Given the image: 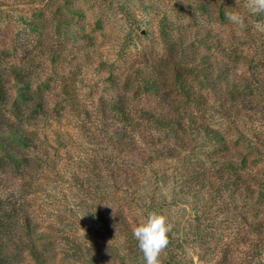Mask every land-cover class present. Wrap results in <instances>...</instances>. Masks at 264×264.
<instances>
[{"label": "trees", "instance_id": "1", "mask_svg": "<svg viewBox=\"0 0 264 264\" xmlns=\"http://www.w3.org/2000/svg\"><path fill=\"white\" fill-rule=\"evenodd\" d=\"M38 1L30 18L10 17L6 27L2 26L6 14L0 10V264H25V254L15 251L20 245L34 264H52L55 251L50 245L60 234L48 235L49 241L38 247V241L46 235L43 223L55 226L65 221L72 227L79 222L76 211L83 203L93 212L97 210L101 222H111L113 232L119 229L122 233L127 209L129 213L132 208H141L147 216L160 213L172 202L182 204L178 198L182 181L206 187L205 193L211 188L208 184L229 188L239 202L255 204L253 208H236L235 214L242 218L237 227L247 222L255 225L256 220L249 222L248 218L264 212L260 207L264 169H248L250 177L242 170L247 167L246 161L240 165L224 157L230 133L237 138H264V62L241 59L250 36H243L224 12L214 16L206 3L217 0L151 2L159 8V28L153 26L151 33L167 45L158 63H150L146 57L142 62L131 59L134 29L142 21L134 20L128 0H107L111 7L114 2L122 7L118 17L128 21V26L114 37L104 60L97 47L86 41L89 33L84 32L85 23L79 26L81 39H73L72 22L49 21L51 1ZM227 1L235 4V0ZM170 5L176 6L175 12L164 10ZM220 18L224 25L216 23ZM153 47L149 52L158 55V46ZM67 52L74 56L63 58L61 64L73 63V68L60 93L52 85L48 67L60 65L57 53L68 56ZM46 54L52 55L53 67L39 59ZM90 60L97 64L95 70L104 71L108 84V90L102 96L98 94L96 102L94 95L86 94L88 101L83 100L77 86L86 77ZM241 62L244 72L236 74ZM54 96L63 101L62 110L57 106L51 109ZM63 110L75 118L73 126L81 132L72 136L88 142V149L94 144L103 151L95 155L89 152L84 173L78 172L79 162L73 163L74 156L68 165L61 164L59 148L69 147L65 138H72L71 134L58 132L60 138H56L53 131L52 136L46 134L44 140H37L35 130L29 129H41L51 115L59 121ZM219 152L226 154L219 156ZM165 158L166 166L161 161ZM262 158L264 161V155ZM259 161L257 158L255 163ZM212 166L216 179H207L206 172ZM66 169H73L70 181L60 178V172ZM244 175L255 181V188L245 182ZM168 178L172 181L168 191L171 200L164 198L159 204L157 199L163 195L157 189L165 192L162 186ZM60 180L67 183L64 191L57 188ZM119 180L126 185L123 193L117 185ZM146 181L150 192L145 195L141 188ZM96 204H104L108 210L96 208ZM195 213L194 228L203 223L202 212ZM68 230L77 259L83 248L82 235L76 228ZM130 238L136 242L133 235Z\"/></svg>", "mask_w": 264, "mask_h": 264}, {"label": "rangeland", "instance_id": "2", "mask_svg": "<svg viewBox=\"0 0 264 264\" xmlns=\"http://www.w3.org/2000/svg\"><path fill=\"white\" fill-rule=\"evenodd\" d=\"M49 1L52 3L51 13H49L52 18H49V21H54L55 19L57 21L70 20L73 25L71 29L74 32L71 36L73 39L82 36L83 32L79 26L85 23L84 32L86 31L89 33L86 41L89 44L93 43L97 47L99 52L103 54V60L107 55V51L111 52V43L114 37L116 38V35L119 33L123 34L128 26V21L125 23L118 17L122 7H118L116 2H114L111 7V3L107 0ZM152 1L156 2V0L127 1L134 20L140 19L142 21V23H139L136 29H134L133 41L130 46L132 61L137 59L142 62V59L146 57L150 63H158L161 55L164 54V48L167 47L166 43H164V39H161L157 34L151 33V28H153V26L159 28V18H157L156 11L159 10V8L157 4L158 2L163 3L164 0H159L156 2L157 4H151ZM169 1L171 4L173 1L175 2V0ZM38 2V0H0V10H3L6 14L5 18L3 17L4 21L2 26L6 27V23H8L6 20L10 17L13 19H22L23 17L30 18ZM206 4L207 6L210 5L214 10V16L219 17L221 12L226 14V12L231 11V9L239 11L244 15L245 24L243 27H240V30L243 36H250V39L248 38L249 40L246 41L243 46L241 59L244 61L254 59L257 62H264V13L250 12L247 7H245L246 0H235V4L227 0L208 1ZM164 10L168 13H172L173 11L175 12L176 6L175 8L173 5L169 7L166 6ZM222 22L221 18L216 21L218 25H224ZM51 24L54 25V22ZM227 26L228 25L224 27L227 28ZM224 27L222 26V28ZM76 43L77 42H74L73 44ZM153 46H158V55L157 52H155L152 56L149 52L155 48ZM60 47L61 45L59 44L57 49ZM136 52L140 53V55L135 56ZM147 52L148 54H146ZM67 53L68 56L66 53H57L60 65L56 64V68L54 69L48 67V74L52 85H55L57 92L60 93L63 91L61 84L63 86V81L66 80L70 69L73 68V63L61 64L63 58L72 59L70 57L74 56L70 52ZM50 56L52 55L46 54V56L43 55L39 57V59L45 60L53 67L49 58ZM87 66L88 71L86 77L78 82V92H80V97L87 101L88 98L86 94L91 96L94 95L96 102V97L102 96L103 92L108 90V84L105 81L106 77L104 71L95 70L97 64L93 60H90ZM108 67L111 71V64ZM261 71L264 74V68H262ZM94 72L95 74H93ZM243 72V62H241L236 69V74H242ZM62 104L63 101L54 96V103L51 105V109L57 106L56 109L62 110ZM84 104L87 105V103ZM69 114V111L65 112V110H63L61 111L59 121L56 122L54 120L56 115H51L49 123L43 125L41 129H38L37 126L28 128L30 130H35L34 136L37 140H44L46 134L52 136L53 131L56 132V135H54L56 138H60L57 136L58 132L61 135L69 133L71 136H77L81 132H76L77 128L73 126L75 124V118ZM246 130L249 131L247 127ZM75 136H72V138H65V140L69 141V147L67 149L64 147L59 148L62 158L61 164L66 163V165H68V162L72 160L69 161V159L74 156V158L72 157L73 163L77 164L79 162L78 172L84 173L86 170L84 164L89 152L95 155L96 152L98 154L99 152L103 154V151L94 144H91L88 149V142L83 141V138H80L81 141H78V138H75ZM228 138V152L227 154L226 152H219V156L226 154L224 157L226 160H233L235 164L238 163L240 165H242L243 161H246L247 167L242 168L246 173H249L248 169H252L253 172L264 169V161L262 158L264 155V145L260 144L264 141V138H248V136L247 138L243 136L237 138L236 135L232 133H230ZM253 146L257 148V152L253 150ZM50 150L54 151L55 149L51 148ZM199 158L203 159L204 157L199 155ZM257 158H259L260 161L255 163ZM161 161L166 166V158ZM170 166L172 165H168V167ZM72 170L73 169H66L60 172L61 180L70 181ZM214 170L215 167L212 166L211 170L206 172L208 174L207 179L209 176L210 178H215V174L213 176ZM168 173H171V170H169ZM249 175L252 177L251 173H249ZM148 178L149 177H147V180ZM61 180L58 182L57 188L64 191L63 188L67 186V183ZM168 180L169 181L162 186L165 192L157 189L158 192L163 195L157 199L159 204L163 202L164 198L166 201L171 200L168 198V191L172 181L170 178H168ZM244 180L255 188L254 180H251L245 175ZM190 181H182V186L178 184V187H181V195L178 198L179 202L182 204L175 205V203L172 202L160 211V213L165 214L174 225L172 232L169 234L170 243L161 255L162 264H264V212L261 211L260 215L256 218L251 214L249 215L248 221L252 222L256 220L254 221L256 222L255 225L247 222L243 224V227L239 226V228L237 225L239 223L241 224L240 221L242 218L237 216V213L235 214L236 208H253L255 204L244 205L241 201L239 202V197L229 191V188H225L222 185H217L213 188L214 185L208 184L207 186H211V188L208 193H205L207 190L206 187H203V189L200 186L197 187L195 182L191 185ZM123 182L119 180V183H117L122 193L126 187ZM256 183L258 184V182ZM146 184L147 181L142 184L141 188V192L145 195L150 192L149 186H145ZM190 187L193 188L192 191H185L189 190ZM260 203V207L264 210V195ZM112 205L116 207L115 203ZM205 205H208V207H204ZM96 208L108 210V206L105 207L104 204H96ZM197 210L198 212H202L201 222L203 223L201 226L198 225V227L196 226L194 228L192 226L195 225L194 217L196 216L195 212ZM76 213L79 222L72 227L66 225L65 221H63L62 225H58L57 223L55 226L48 221L43 223L47 226L45 229L46 235L42 237L41 241H38V247L41 243H47L49 241L50 236L48 235L60 234L56 241L52 242L50 245V248L55 251L52 264H145L143 255L138 248V241L136 240V242H133L130 238L132 235V225L140 223L146 217L141 208L136 207L135 210L132 208V211L129 213L128 209L124 211L126 226L125 231L122 233H120V231L123 230L119 229L113 232V230H111V222L107 220L101 222L97 210L93 212L89 204L83 203ZM47 217H56V215L54 214L51 216L48 214ZM70 228H76L77 232H80L82 235L83 248L77 259H75L74 255L76 250L73 248L72 244L70 245L71 234H69L68 230ZM199 228L203 231L200 232ZM109 235L111 240L110 237H108ZM26 240L30 241L31 239L26 238ZM79 241H81L80 238ZM79 241L77 240L80 244ZM19 247H22V245L16 247L15 251L20 254H25L26 258L24 263L34 264L28 255V251H23Z\"/></svg>", "mask_w": 264, "mask_h": 264}, {"label": "clouds", "instance_id": "3", "mask_svg": "<svg viewBox=\"0 0 264 264\" xmlns=\"http://www.w3.org/2000/svg\"><path fill=\"white\" fill-rule=\"evenodd\" d=\"M245 7L252 13H264V0H246ZM226 18L239 27L245 24L239 11H227ZM173 227L168 217L158 212H150L140 223L132 225V235L138 241L145 264H162L161 255L170 243Z\"/></svg>", "mask_w": 264, "mask_h": 264}]
</instances>
